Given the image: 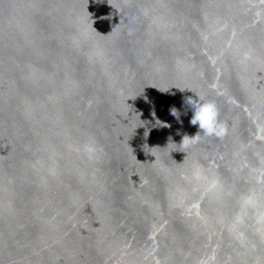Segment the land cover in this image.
<instances>
[{
	"label": "water",
	"instance_id": "95a60500",
	"mask_svg": "<svg viewBox=\"0 0 264 264\" xmlns=\"http://www.w3.org/2000/svg\"><path fill=\"white\" fill-rule=\"evenodd\" d=\"M0 264H264V0H0Z\"/></svg>",
	"mask_w": 264,
	"mask_h": 264
},
{
	"label": "clouds",
	"instance_id": "9594fccd",
	"mask_svg": "<svg viewBox=\"0 0 264 264\" xmlns=\"http://www.w3.org/2000/svg\"><path fill=\"white\" fill-rule=\"evenodd\" d=\"M185 103L192 112L190 123L198 126V131L195 135L185 134L181 144L187 145L198 140L201 132L208 136H221L225 133L226 129L219 122V108L215 101L205 100L195 93V96H187ZM170 112L180 120L181 112L176 106L173 105Z\"/></svg>",
	"mask_w": 264,
	"mask_h": 264
}]
</instances>
